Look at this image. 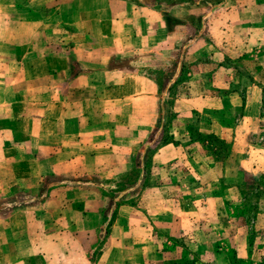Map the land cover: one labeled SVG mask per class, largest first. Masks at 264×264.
<instances>
[{"label": "crops", "instance_id": "obj_1", "mask_svg": "<svg viewBox=\"0 0 264 264\" xmlns=\"http://www.w3.org/2000/svg\"><path fill=\"white\" fill-rule=\"evenodd\" d=\"M132 4L0 0V264H148L160 255L135 248V227L140 238L157 220L179 233L196 221L182 217L191 212L184 209L174 215L165 198L150 197L143 210L122 204L91 257L104 236L92 178L107 184L122 174L126 154L154 132L161 113L159 85L144 66L157 65L151 49L167 46L166 30L156 11ZM242 12L253 14L243 31L262 47L244 94L232 88L218 98L205 84L166 104L163 122L169 110L196 113L200 132L230 140L229 161L257 172L264 171V16ZM139 51L148 53L142 67L127 57ZM172 152L167 144L156 154L165 160ZM38 189L40 197L29 194Z\"/></svg>", "mask_w": 264, "mask_h": 264}, {"label": "rangeland", "instance_id": "obj_2", "mask_svg": "<svg viewBox=\"0 0 264 264\" xmlns=\"http://www.w3.org/2000/svg\"><path fill=\"white\" fill-rule=\"evenodd\" d=\"M130 1L134 2L130 6L156 11L152 16L156 25H164L166 30L161 36L162 42L168 41L167 46L151 49L150 58L153 54L157 65L144 66L159 85L161 113L157 115L154 132L126 154L120 166L122 174L110 176L107 184L92 178L104 236L92 244L91 257L99 252L120 205L143 210L148 199L156 197L170 200L174 215L177 208L184 209L191 212L182 217L196 221L179 233L157 220L148 226L149 234L140 238L135 227V248L158 252L160 257L154 262L264 264V171L254 172L237 161H229L230 140L200 132L194 112L184 115L169 110L167 121L163 122L166 104L169 107L179 96L206 91L205 84L214 88L218 98L232 88L244 94L252 70L258 66L262 47L250 42L251 33L243 31L245 21H241H250L253 14L247 16L242 9H257L264 16V0ZM147 54L130 52L127 57L131 64L142 67ZM262 94L264 116V91ZM239 113L232 117V124ZM212 135L223 144L208 137ZM167 144L174 145L177 152L161 160L156 153ZM66 180L64 177L56 186ZM39 189L29 194L40 197L43 192ZM79 211L88 213V209Z\"/></svg>", "mask_w": 264, "mask_h": 264}, {"label": "trees", "instance_id": "obj_3", "mask_svg": "<svg viewBox=\"0 0 264 264\" xmlns=\"http://www.w3.org/2000/svg\"><path fill=\"white\" fill-rule=\"evenodd\" d=\"M263 91H264V89H263ZM208 137H209V138H212V139H213V138H216V139H217V137H215V136H213V135H212V136H208ZM217 141H218L220 144H223V141L218 140V139H217Z\"/></svg>", "mask_w": 264, "mask_h": 264}]
</instances>
